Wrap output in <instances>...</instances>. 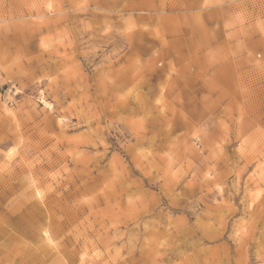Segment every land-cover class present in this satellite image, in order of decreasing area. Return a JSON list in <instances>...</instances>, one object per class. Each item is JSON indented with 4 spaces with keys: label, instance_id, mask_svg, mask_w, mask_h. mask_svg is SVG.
<instances>
[{
    "label": "rangeland",
    "instance_id": "1",
    "mask_svg": "<svg viewBox=\"0 0 264 264\" xmlns=\"http://www.w3.org/2000/svg\"><path fill=\"white\" fill-rule=\"evenodd\" d=\"M0 264H264V0H0Z\"/></svg>",
    "mask_w": 264,
    "mask_h": 264
},
{
    "label": "snow or ice",
    "instance_id": "2",
    "mask_svg": "<svg viewBox=\"0 0 264 264\" xmlns=\"http://www.w3.org/2000/svg\"><path fill=\"white\" fill-rule=\"evenodd\" d=\"M50 7V6H49ZM159 102V101H158ZM13 151H15L14 149H13Z\"/></svg>",
    "mask_w": 264,
    "mask_h": 264
}]
</instances>
